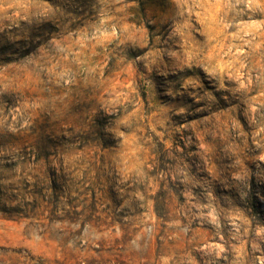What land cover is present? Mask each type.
<instances>
[{"label":"clouds","instance_id":"obj_1","mask_svg":"<svg viewBox=\"0 0 264 264\" xmlns=\"http://www.w3.org/2000/svg\"><path fill=\"white\" fill-rule=\"evenodd\" d=\"M0 264H264V0H0Z\"/></svg>","mask_w":264,"mask_h":264}]
</instances>
